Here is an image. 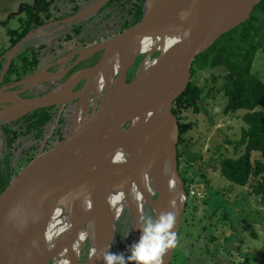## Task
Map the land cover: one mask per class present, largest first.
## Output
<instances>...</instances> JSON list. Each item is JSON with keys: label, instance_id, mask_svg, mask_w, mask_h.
Wrapping results in <instances>:
<instances>
[{"label": "water", "instance_id": "obj_1", "mask_svg": "<svg viewBox=\"0 0 264 264\" xmlns=\"http://www.w3.org/2000/svg\"><path fill=\"white\" fill-rule=\"evenodd\" d=\"M108 1L63 22L87 17ZM261 1L145 0L138 23L82 52L77 63L103 51L94 66L40 98L20 99L22 91L0 89V122L81 100L68 117L50 113L43 124L26 125L11 147L0 182V264H104L96 257L110 249L124 212L136 216V204L148 206L154 218L161 210H174L178 236L188 195L179 173L180 130L173 105L188 88L197 56L246 23ZM30 36L14 46L3 76ZM140 55L146 58L127 82ZM120 83L127 90L108 99ZM107 232L112 243L104 247ZM174 250L165 252L161 264H170Z\"/></svg>", "mask_w": 264, "mask_h": 264}, {"label": "rangeland", "instance_id": "obj_2", "mask_svg": "<svg viewBox=\"0 0 264 264\" xmlns=\"http://www.w3.org/2000/svg\"><path fill=\"white\" fill-rule=\"evenodd\" d=\"M32 2L0 0V21L8 23L0 26V51L10 44L9 30L19 25L17 19L6 20L16 10L19 12L21 4ZM145 58L140 55L136 59L127 72L128 79L136 77ZM252 71L264 81L263 51L256 55ZM225 74L224 69L216 68L199 71L193 78L201 91V111H186L183 119L193 124L186 135L189 149L201 158L196 162L183 160L180 166L188 178H195L191 193L192 199H196L190 212L183 214L171 264H264V199L254 189L258 179L242 187L227 181L220 173V158L237 157L244 152L242 149L236 154L232 143L241 138L245 111L224 113ZM253 158H259V153H253ZM129 215L131 212L126 210L115 226L114 242L109 249L112 253H126L133 244L137 226Z\"/></svg>", "mask_w": 264, "mask_h": 264}, {"label": "flooded vegetation", "instance_id": "obj_3", "mask_svg": "<svg viewBox=\"0 0 264 264\" xmlns=\"http://www.w3.org/2000/svg\"><path fill=\"white\" fill-rule=\"evenodd\" d=\"M47 1L48 3L42 4V6H40L39 0H33L29 4L23 3L19 8V12L16 10L6 20L10 22L13 18L17 19L19 25L17 29L9 30L10 44L6 49L0 51V89L12 87L10 88L11 91H22L18 95L20 99L40 98L59 87L75 72L94 66L101 59L103 51H98L92 56L87 57L86 60L77 63L83 55L82 52L110 40L129 28L128 25L132 18L126 0H121L114 4H111L113 0H109L93 14L73 22L64 23L65 19L91 8L100 0ZM39 22L42 23L38 24ZM6 24L8 23L3 20L0 21V26ZM28 27L30 29L27 33L14 43ZM27 35L31 36L19 47L3 76L4 68L8 58L11 56L12 49ZM21 59H23V62L20 61ZM13 63H15V67L13 71H10ZM19 63L21 64L19 65ZM34 77L38 78L30 84L14 86L24 79ZM126 80H128L127 75ZM84 84L85 81L79 83L74 91L82 89ZM24 88L27 89L24 90ZM104 92L101 93L98 100L103 97ZM80 101L78 99L64 105L58 104L52 107L37 109L27 113L16 121L0 122V160H4L2 168L4 169L11 151L8 145V131L14 130L19 125L22 127L25 124L23 119L27 118L30 120L35 115L43 112L68 117L75 112ZM92 104L93 102L91 101L90 106ZM146 214L154 217L152 210L148 206H144L140 223ZM129 216H131L130 219L137 226L136 216L132 213ZM134 232H136V228ZM179 235L180 228L177 237ZM88 246L87 244L83 250L84 261L88 257ZM123 254L127 259L131 255L130 248ZM174 256L175 250L170 264ZM128 264H136V262L129 261Z\"/></svg>", "mask_w": 264, "mask_h": 264}, {"label": "trees", "instance_id": "obj_4", "mask_svg": "<svg viewBox=\"0 0 264 264\" xmlns=\"http://www.w3.org/2000/svg\"><path fill=\"white\" fill-rule=\"evenodd\" d=\"M120 1L113 0L111 4ZM126 1L132 16L128 25L130 27L141 20L145 0ZM47 3V0H39L40 6ZM29 29L30 27L25 29L14 43L19 41ZM259 51L264 52V0L255 7L251 18L246 23L224 34L208 50L197 56L191 70L192 75L188 88L173 105L172 112L178 120L180 130L178 143L179 171L188 195L186 214L190 212L192 202L196 199V197L192 199L194 194L191 193L195 178H188L181 171L180 166L183 160L196 162L201 157H196L189 149L190 145L187 142L186 135L192 129L193 124L185 122L183 114L189 110L200 113L201 91L193 78L199 71L208 69L220 68L226 72L222 87L227 97L224 113L231 115L239 111H245L242 116L245 127L242 129L241 138L232 143L236 154H239L242 149H244V152L237 157L224 156L220 158V173L227 181L242 187L249 185L253 179H258L254 189L257 194H262L264 199V81L252 71ZM156 55L158 56L159 53H156ZM22 60L20 61L23 62ZM14 67L15 63L12 64L10 71H13ZM126 81L130 82L131 80ZM49 116V112H43L35 115L30 120L25 118L23 119L25 124L22 127L19 125L14 130L8 131V145L10 148L26 125L36 120L38 125L43 124ZM183 147L186 148L183 150ZM253 153H259V158L254 159ZM3 164L4 160H0V182L4 173ZM202 176L205 177L203 174Z\"/></svg>", "mask_w": 264, "mask_h": 264}, {"label": "clouds", "instance_id": "obj_5", "mask_svg": "<svg viewBox=\"0 0 264 264\" xmlns=\"http://www.w3.org/2000/svg\"><path fill=\"white\" fill-rule=\"evenodd\" d=\"M176 218L174 210H161L155 218L146 214L139 223L140 239L131 245V255L127 259L123 253L115 254L106 250L96 260H103L104 264H128L129 261H135L136 264H161L165 252L178 244L174 231Z\"/></svg>", "mask_w": 264, "mask_h": 264}, {"label": "bare ground", "instance_id": "obj_6", "mask_svg": "<svg viewBox=\"0 0 264 264\" xmlns=\"http://www.w3.org/2000/svg\"><path fill=\"white\" fill-rule=\"evenodd\" d=\"M115 82L111 81L110 84H113ZM117 86H115V91L110 93L107 97L108 99L111 98L113 100L116 99V97L121 94L122 92H124L125 90H127L126 88H124L123 84H116ZM108 89H110V86L108 87ZM111 206H119L117 205L115 202L112 203ZM135 209H136V219L140 222L141 219H142V210H143V205L141 204H136L134 205ZM107 226H110L109 222L107 223ZM116 231V230H115ZM140 236H141V232L140 230H136L135 232V235H134V243H137L140 239ZM112 243V238L111 236L107 233H105V236H104V240H103V246L104 247H108L110 244ZM132 243V242H131ZM78 252H76L73 256H72V260L73 262L76 261V259L78 258ZM80 256H81V253H80ZM83 257V256H82ZM103 261V260H102Z\"/></svg>", "mask_w": 264, "mask_h": 264}, {"label": "built area", "instance_id": "obj_7", "mask_svg": "<svg viewBox=\"0 0 264 264\" xmlns=\"http://www.w3.org/2000/svg\"><path fill=\"white\" fill-rule=\"evenodd\" d=\"M155 54H156V53H155ZM155 54H154V55H155Z\"/></svg>", "mask_w": 264, "mask_h": 264}]
</instances>
